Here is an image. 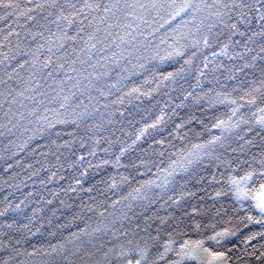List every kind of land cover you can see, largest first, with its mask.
<instances>
[{
	"label": "trees",
	"instance_id": "trees-1",
	"mask_svg": "<svg viewBox=\"0 0 264 264\" xmlns=\"http://www.w3.org/2000/svg\"><path fill=\"white\" fill-rule=\"evenodd\" d=\"M251 2L0 0V264H264Z\"/></svg>",
	"mask_w": 264,
	"mask_h": 264
},
{
	"label": "rangeland",
	"instance_id": "rangeland-1",
	"mask_svg": "<svg viewBox=\"0 0 264 264\" xmlns=\"http://www.w3.org/2000/svg\"><path fill=\"white\" fill-rule=\"evenodd\" d=\"M236 191H237L238 198L240 200H251L254 202L256 206L258 205V201L261 199V197L264 196V190H262L261 188L258 190H255L252 188L250 178H245L237 182ZM258 208L261 210L260 207ZM262 212L264 213V211ZM194 252L198 255V257H200L201 255L202 256L205 255V253L199 249H196ZM194 252L193 253L191 252L192 253L191 256H194ZM217 262L218 260L216 258H212L213 264H217Z\"/></svg>",
	"mask_w": 264,
	"mask_h": 264
},
{
	"label": "snow or ice",
	"instance_id": "snow-or-ice-1",
	"mask_svg": "<svg viewBox=\"0 0 264 264\" xmlns=\"http://www.w3.org/2000/svg\"><path fill=\"white\" fill-rule=\"evenodd\" d=\"M4 8H10L13 7L12 4H3ZM193 7L192 5H185L184 8ZM223 8L227 9L230 6L228 4H223ZM232 8H240V9H247L248 12H254L256 15L259 16L261 20H264V0H253L251 3H241V4H232ZM183 10V9H182ZM241 15H244V12L240 13ZM233 28H235V25H233ZM261 189L264 190V184L261 185ZM258 207L261 208L262 211H264V196L261 197V199L258 201ZM128 264H132L131 261H128ZM136 264H140L139 261L136 262Z\"/></svg>",
	"mask_w": 264,
	"mask_h": 264
},
{
	"label": "bare ground",
	"instance_id": "bare-ground-1",
	"mask_svg": "<svg viewBox=\"0 0 264 264\" xmlns=\"http://www.w3.org/2000/svg\"><path fill=\"white\" fill-rule=\"evenodd\" d=\"M197 249V248H196Z\"/></svg>",
	"mask_w": 264,
	"mask_h": 264
}]
</instances>
